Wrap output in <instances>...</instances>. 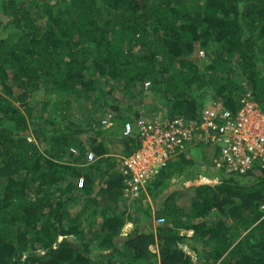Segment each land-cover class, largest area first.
<instances>
[{"label":"trees","instance_id":"16d2710c","mask_svg":"<svg viewBox=\"0 0 264 264\" xmlns=\"http://www.w3.org/2000/svg\"><path fill=\"white\" fill-rule=\"evenodd\" d=\"M1 10L0 264H264V167L210 173L214 185L175 188L153 207L158 189L189 179L184 152L127 207L110 147L147 81L172 116L197 117L208 90L233 111L246 91L264 108V0H1ZM198 49L203 66L189 58ZM42 86L57 96L39 113L29 98ZM123 138L126 153L139 144Z\"/></svg>","mask_w":264,"mask_h":264},{"label":"built area","instance_id":"2783aa9c","mask_svg":"<svg viewBox=\"0 0 264 264\" xmlns=\"http://www.w3.org/2000/svg\"><path fill=\"white\" fill-rule=\"evenodd\" d=\"M200 52L204 54L203 50ZM149 85L147 81L144 86ZM239 101V107L233 111L213 100L203 106L195 118L172 116L165 110L127 119L122 127L123 136L139 139V144L117 165L127 198L132 201L142 196L162 168L201 144L216 146L217 155L212 166L227 175H242L257 166L264 167V108L250 91H246ZM71 151L78 152L74 147ZM96 159L95 152L89 150L87 163ZM82 180L79 177L80 185ZM204 182L213 184L209 178L201 177L200 183ZM261 209L264 212V204Z\"/></svg>","mask_w":264,"mask_h":264},{"label":"rangeland","instance_id":"374dc122","mask_svg":"<svg viewBox=\"0 0 264 264\" xmlns=\"http://www.w3.org/2000/svg\"><path fill=\"white\" fill-rule=\"evenodd\" d=\"M2 19V10H1V0H0V21ZM203 57L204 54L200 52V50H196L192 55L189 56V58L195 60L197 63H199L201 66H203ZM42 86L39 90H37L29 99L32 101L33 107H35L37 112H42L41 111V106L45 103V101H51V98L54 96H57L56 92L49 93V95L46 98V92H45V87ZM149 91V88L145 89V93L142 95L138 96L132 101V106L135 110H138L142 115L141 116H151L154 112H162L167 110L168 111V103L163 99L161 95L154 94L151 91ZM29 100V101H30ZM200 103L202 106L208 105L211 101H213V98L211 97L209 90L206 93V96H203L202 98H199ZM103 108H93V112L95 115H100L101 110ZM134 112H127V119H132L133 113ZM111 122H112V117L111 114L106 110L104 114L101 116V123L104 127H111ZM120 128V127H119ZM124 137L122 133H120L117 136H113L114 143L110 144V147L112 149V154L114 157L117 159V161L121 160L123 156H125L126 153V146L124 143L120 141V139ZM127 140V138H126ZM197 145L194 147L192 150L188 151L186 154L187 157H190L194 161L193 167H191L192 173L189 175V179L184 181L185 176L181 177H176L174 180L171 179L168 183L170 185L169 192L171 191L172 187H177V189H182V186H187L192 183L199 182L201 180L200 176L207 175L206 171L209 169L210 166V160L212 158L213 154V149L216 147L215 145ZM179 157V156H178ZM178 158H174L172 161L177 160ZM171 161V162H172ZM226 175V174H225ZM227 176V175H226ZM179 187V188H178ZM168 192V189H158L156 191L155 196H150V203L155 206V201L160 200V198L164 197ZM168 192V194H169ZM168 196V195H167ZM131 200H127L124 202V204L128 207L130 205ZM179 202L182 204L188 205V203L185 202L184 196L179 199ZM188 207V206H186ZM219 217V213L217 210L212 211L207 217L206 220L209 223H215ZM132 223V222H131ZM159 221L155 219L154 217L149 220L148 227H155ZM133 225V226H132ZM130 228V229H129ZM134 228V224L130 225H125L123 228V233H129L132 229ZM146 228V227H143ZM93 258V257H92ZM153 264H159V260L157 258H153L152 260Z\"/></svg>","mask_w":264,"mask_h":264},{"label":"crops","instance_id":"0c3cea01","mask_svg":"<svg viewBox=\"0 0 264 264\" xmlns=\"http://www.w3.org/2000/svg\"><path fill=\"white\" fill-rule=\"evenodd\" d=\"M203 145H206V144H201V146H203ZM207 146H208V144H207ZM206 146V147H207ZM210 146V145H209ZM217 155V150H216V148L214 147V149H213V154H212V158H211V160H210V166H209V169L206 171L207 173V175H204V176H200V177H207V178H209L210 180H212L213 181V184L212 183H207V184H211V185H214V182H215V178L213 177V176H210V173H213V172H217V171H222V170H220V169H217L216 167H214V166H212V161H213V159H214V157ZM224 173V172H223ZM225 174V173H224ZM227 175V174H226ZM175 179V178H174ZM173 179V180H174ZM184 181H186L185 179H184ZM195 183V182H194ZM197 184L198 183H200V181L199 182H196ZM205 183V182H204ZM201 184V183H200ZM190 185V184H189ZM188 186V185H187ZM175 188H177V187H172L171 188V191L170 192H172ZM179 188V187H178ZM170 189V188H169ZM169 189H168V192H169ZM168 192H167V194L164 196V197H162V198H160V200H158V203L159 202H163L165 199H166V197H167V195H168ZM169 192V193H170ZM130 224H132L131 222H128L126 225H130ZM133 226V225H132ZM130 229V228H129ZM127 234V233H126Z\"/></svg>","mask_w":264,"mask_h":264}]
</instances>
